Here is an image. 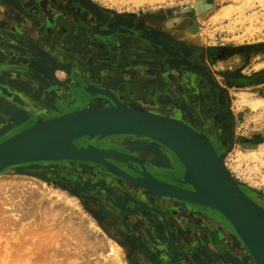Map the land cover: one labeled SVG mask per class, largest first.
<instances>
[{"label": "rangeland", "instance_id": "374dc122", "mask_svg": "<svg viewBox=\"0 0 264 264\" xmlns=\"http://www.w3.org/2000/svg\"><path fill=\"white\" fill-rule=\"evenodd\" d=\"M52 3L54 8L73 5L75 14L83 21L75 16L80 20L73 25L77 34L91 27L105 28L111 21L132 20L141 29L170 36L200 51L214 88L227 102L230 123L227 138L217 140V148L213 147L241 189L264 198V0H52ZM90 8L103 16L98 18ZM21 20L0 1V52L5 55L0 58V107H9L0 111V118L5 121L12 113H30L29 103L42 102L35 91L13 83L24 81L34 88L42 86L32 72L25 71L31 69L40 75L30 59L33 51L18 37L5 34L12 25L21 36L38 41L39 30ZM100 20L107 23L96 24ZM114 36L103 38L105 43H98L93 37L91 41L73 38L78 43L59 46L67 47L79 60L88 55L83 63L78 60V65L88 69L96 70L99 63L95 61L99 59L106 65L114 63L116 56L117 73L131 81V87L139 89L142 85L141 90H146L150 68L129 61L131 56L143 58L142 48L147 49L146 46L137 35L128 41L120 34L118 37L122 39L116 37L113 41ZM117 45L127 48L121 49L122 57ZM46 46L43 47L48 49ZM52 53L57 55V51ZM125 62H130L131 67L122 65ZM68 73L65 68L56 67L49 82L59 89ZM156 74L159 75L157 71ZM30 117L4 135L31 122ZM38 117L44 119L41 114L35 120ZM141 142L127 141L123 145L133 152L146 144ZM144 147L158 155L154 146ZM66 164L69 168L61 167V161L36 162L0 172V264H156L151 258L153 253L160 259L158 263L163 260L171 264H255L237 234L213 209L154 196L141 187H129L124 179L104 168L94 170L88 162L66 161ZM46 170L52 174L44 178L37 174ZM122 196L125 197L121 205L115 204Z\"/></svg>", "mask_w": 264, "mask_h": 264}, {"label": "flooded vegetation", "instance_id": "af4514ba", "mask_svg": "<svg viewBox=\"0 0 264 264\" xmlns=\"http://www.w3.org/2000/svg\"><path fill=\"white\" fill-rule=\"evenodd\" d=\"M0 1L19 15L22 19L21 23H29L30 26H35V28L39 30V32H37L39 34L38 38H36L38 41L35 40L33 42L25 37V35L22 34L23 36H21L20 33L16 32V27L14 28L12 25L10 31H7L5 34L7 36L14 35L15 37H18V40L29 41L33 46L38 48L37 53L39 50L43 52L44 57L40 56V53L37 54V56L46 59L50 66V69L48 70L49 73L46 72L43 74L36 70L40 73L39 75L35 71L33 72L38 74L36 81L40 82V79L38 78L40 77L45 82H40L42 86L39 85V88L41 89L38 87L34 88L30 84L28 85L31 89L26 88L29 91H35V95H38L39 99L42 101L39 103L34 102L35 106L27 103L30 113L26 116H31L29 118L31 122L13 128L14 131L2 136L0 141L23 130V128L28 125H31L35 121V117L41 114L44 116L43 118L46 119L62 113L81 109L86 106L114 105L113 100L108 95H92L86 91V86L88 85H94L110 91L127 107L147 110L177 120H182L191 125L195 130L209 136L215 148H217V140H224L227 138L230 124L228 121L229 116L226 112L227 102L224 100L222 94L214 88L211 76L201 62L200 51L196 52L192 48L182 44L180 40H175L170 36L154 33L150 29H147V31L141 29L139 25L133 24L136 22H133L132 20H127L126 23L111 21L112 24L110 23V25L105 28L91 27L89 31L83 30L77 34L75 33L73 25L80 23V20L81 23H83V21L80 18V15L75 14L73 5H70V3H68L70 7L66 4V8L62 5L54 8L52 0ZM90 9L98 18L103 16V14L96 9ZM75 16L80 20L75 19ZM105 21L106 20H100L96 24L107 23ZM94 24L95 23H92V25ZM118 34L124 35V40L126 41L130 40L129 37L137 35L147 48H142L144 49L143 58L137 57L136 55L131 56L132 61L129 60L131 64L134 63L133 60H135V63H138L139 66L140 64H146V66L148 65V68H150L147 71V74L149 75V77H147L150 79H147V85L149 87L144 91L141 90L142 85H139V89L131 87V81L123 79L121 75L117 73L118 71H116V67L119 62L115 55V57H113V59L115 58L114 63L108 65L100 59L95 61L96 63H99L95 70V68L88 69L87 67H84V65H78L79 59H76V57L70 54L67 50L69 43L75 45L78 40L84 41L86 39L91 41L92 37L95 38L94 40L98 41V43H105L104 39H107L108 36L112 37L113 35H116L112 38L113 41L116 40V37L122 39L118 37ZM73 35H75L73 38L78 40L75 41V39L72 38ZM69 38L74 41H70ZM61 43H64L67 47L65 49L60 47ZM44 45H47L46 47L50 50L43 47ZM117 47L120 50L119 56L122 57L123 52H121V49L126 51L127 48H124V45L123 47L117 45ZM52 51H57V55H54ZM0 56V58L5 57L1 52ZM133 57H136V59ZM87 58L88 55L85 58L82 57V60H79V62L83 63ZM130 62H125L122 65L129 64V67H131ZM139 66L134 65V67ZM8 67L9 66H5V68ZM56 67L65 68L69 71L67 74L68 76L64 79V83H61L60 87H58L59 89L54 88L51 85V82H49ZM156 71L159 75L156 74ZM74 73L77 74L74 75ZM153 80H155V82ZM141 91L143 93L139 96V92ZM2 108L7 110L9 107L5 106ZM216 117H218L217 120H215ZM5 123V119L0 118L1 126ZM127 141L132 143L142 141L141 143L145 142L146 144L141 145L134 149L133 152H130L123 145V143ZM74 143L77 146L85 147L87 145H92L103 150L118 151L134 157L130 159L125 155H120V157L123 156L122 158L124 161L109 160L121 171L132 176H138L137 172L142 173V168L144 167L149 174L163 182L190 188L178 181L182 178L184 168L175 154L164 145L150 138L131 134H115L101 139L97 137L93 139L82 137L75 140ZM145 145L154 146L158 155H155L154 152H151L147 147H144ZM135 158L141 162V165L138 161H135ZM61 163V167L67 166V168H69L66 161H61ZM77 163L75 165L76 167L78 165ZM89 166H94V170H100L99 168H101L100 165L94 163H89ZM37 174L44 178L51 175L52 172H47L46 170L43 173L38 172ZM114 177L118 180H122L116 176ZM50 178L52 177L50 176ZM246 193L264 207L263 197L258 198L248 192ZM122 197V199L118 197L115 204L121 205L125 196ZM130 197L135 200L133 195ZM157 257L158 256L154 253L151 257L156 261V264L168 263L166 261L165 263L163 260L158 263V260L160 259Z\"/></svg>", "mask_w": 264, "mask_h": 264}, {"label": "water", "instance_id": "95a60500", "mask_svg": "<svg viewBox=\"0 0 264 264\" xmlns=\"http://www.w3.org/2000/svg\"><path fill=\"white\" fill-rule=\"evenodd\" d=\"M23 43L31 51L34 50V56L30 59L37 57L39 53L40 56L44 55L41 50L37 53L38 48L29 41ZM25 71L34 72L31 69ZM33 75L38 76L36 73ZM38 78L41 83L44 82L42 78ZM13 83L17 87L31 89L24 81ZM86 91L92 95H108L114 105L87 106L46 119L38 117L28 127L0 141V172L11 166L48 161L98 164L126 182L128 180L135 183L136 187L155 189L159 192L158 196L213 209L237 234L254 263L264 264V207L249 197L241 189L240 183L230 176L221 156L216 153L205 134L182 120L127 107L106 89L88 85ZM2 110L5 109L0 107V111ZM26 117L12 113L4 125L0 124V137ZM115 134L143 136L170 149L184 168L182 178L178 181L190 188L163 182L149 174L143 166V176L139 175L140 172H137L138 176H132L109 160H118L119 154L130 159L134 157L92 145L77 146L74 143L82 137L103 138ZM67 139H71L73 143L64 148L62 144ZM135 161L141 165L136 158Z\"/></svg>", "mask_w": 264, "mask_h": 264}, {"label": "bare ground", "instance_id": "6f19581e", "mask_svg": "<svg viewBox=\"0 0 264 264\" xmlns=\"http://www.w3.org/2000/svg\"><path fill=\"white\" fill-rule=\"evenodd\" d=\"M38 58H40V59H38ZM35 57V58H33L32 60H33V65H34V68H39V69H41L40 71H42V72H48V70L50 69V66H49V64H48V62H47V60L46 59H44V58H42V57ZM44 69V70H43ZM44 74V73H43ZM204 134V133H203ZM72 143H73V141L71 140V139H67L66 141H64L63 142V144H62V146L64 147V148H68V147H70L71 145H72ZM117 157H119L118 158V160L120 161V160H123V156L122 157H120V154L117 156ZM124 161V160H123ZM109 166V165H108ZM108 166H105L106 168H109ZM110 169V168H109ZM136 171V170H135ZM139 175H141V176H143L144 175V173L142 172V173H139ZM127 183L129 184L128 186L130 187V185H131V187L132 186H134V185H136L135 183H133V182H130V181H128L127 180ZM37 189H39L38 187H37ZM145 193H150V194H153L154 196L155 195H158V193L159 192H157L155 189H153V188H148V190H145ZM143 206H145V205H143ZM244 247V246H243ZM245 249V248H244Z\"/></svg>", "mask_w": 264, "mask_h": 264}, {"label": "crops", "instance_id": "0c3cea01", "mask_svg": "<svg viewBox=\"0 0 264 264\" xmlns=\"http://www.w3.org/2000/svg\"><path fill=\"white\" fill-rule=\"evenodd\" d=\"M37 58H38V56H37ZM38 59H40V58H38ZM37 71H39V72H41V73H44L45 74V72H42V71H40L41 69H39V68H35ZM44 70V69H43ZM49 73V72H48Z\"/></svg>", "mask_w": 264, "mask_h": 264}]
</instances>
